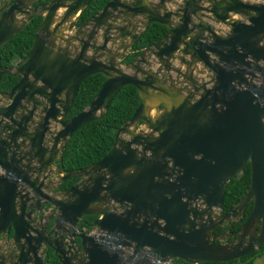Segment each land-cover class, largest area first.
<instances>
[{"label":"water","instance_id":"obj_1","mask_svg":"<svg viewBox=\"0 0 264 264\" xmlns=\"http://www.w3.org/2000/svg\"><path fill=\"white\" fill-rule=\"evenodd\" d=\"M97 1L0 0V47L42 17L30 51L0 65V78L19 77L0 93V235L12 230L18 250L9 260L47 264L45 246L60 264H199L255 252L264 243V2L104 0L79 23ZM152 22L168 32L121 63ZM96 73L99 91L68 117ZM127 85L140 102L110 150L85 167L60 165L55 182L78 180L49 194L73 133ZM247 164L249 188L224 214L228 184ZM42 202L56 207L48 233L33 215ZM251 202L236 231L214 234L241 222ZM85 216H96L89 233Z\"/></svg>","mask_w":264,"mask_h":264},{"label":"trees","instance_id":"obj_2","mask_svg":"<svg viewBox=\"0 0 264 264\" xmlns=\"http://www.w3.org/2000/svg\"><path fill=\"white\" fill-rule=\"evenodd\" d=\"M44 3L49 0H42ZM104 1L92 3L84 10L79 23L86 20L91 14L102 8ZM42 21L41 16L34 17L15 37H13L4 46L0 47V65L13 66L31 49L35 32ZM168 29L159 22L151 23L140 34L139 39L133 47V52L127 57V61L134 59L140 50L165 36ZM18 76L3 74L0 78V91L12 87L17 81ZM105 81L102 73H96L87 77L80 85L77 95L74 99L68 117L79 113L86 105L89 104L92 97L99 91ZM140 96L134 85H127L121 88L117 93L106 113L99 119L93 120L81 127L71 136L65 152L62 155V163L66 169H74L88 166L100 160L112 147L117 130L121 125L128 121L134 114ZM74 180H71V184ZM250 184V165L247 164L242 172L233 177L227 187L223 203V213L234 206L247 192ZM253 203H249L245 209L247 219L252 211ZM94 216H87L92 219ZM89 229V227H88ZM53 252V250H52ZM264 253V243L255 252L244 255L241 258L229 261H205L199 264H256L255 258ZM49 261L56 263L57 256L53 252L48 257ZM172 264H191L182 259L176 258Z\"/></svg>","mask_w":264,"mask_h":264},{"label":"flooded vegetation","instance_id":"obj_3","mask_svg":"<svg viewBox=\"0 0 264 264\" xmlns=\"http://www.w3.org/2000/svg\"><path fill=\"white\" fill-rule=\"evenodd\" d=\"M101 1V0H100ZM104 1V0H103ZM250 1H254V0H250ZM258 1H263L264 2V0H258ZM255 2H257V1H255ZM153 23V22H152ZM151 24V23H150ZM149 24V25H150ZM148 25V26H149ZM147 26V27H148ZM146 27V28H147ZM168 29V28H167ZM144 31V30H143ZM142 31V32H143ZM141 32V33H142ZM168 32V31H167ZM140 33V34H141ZM120 39L121 40H123V36H121L120 37ZM139 39V38H138ZM137 39V40H138ZM137 40H136V42H137ZM136 42L134 43V45L136 44ZM134 45L129 49V53H128V55H127V57L129 56V54L131 53V52H133V47H134ZM147 46V45H146ZM145 47V46H144ZM143 47V48H144ZM142 48V49H143ZM142 49L140 50V52L142 51ZM127 57H126V59H127ZM122 60L121 61V63H124V62H127V60ZM132 60V59H131ZM130 61V60H129ZM19 62V61H18ZM18 62H16L15 64H17ZM174 63H176V64H179V59H177V61H175ZM7 90V89H6ZM5 91V90H4ZM2 91H0V93H1ZM60 165H63V163L61 164V163H59V162H57V163H55V167L58 169V171H57V169H56V171L54 172V173H52L51 175H50V177L47 179V180H51L53 183H58V182H55L56 180H58L59 179V174H58V172L60 171V169H59V167H60ZM63 167H64V165H63ZM65 168V167H64ZM66 169V168H65ZM71 180H74L73 181V183L71 184ZM78 180V178H71V179H68V180H66V181H64V182H62V183H58L57 185H56V187H55V189H53V190H48V193L49 194H51V195H53V194H57L59 191H61V190H65V189H67V188H69V187H71L72 185H74V183L76 182ZM44 199H46V198H44ZM34 201V200H33ZM56 212V207H54L52 204H50V203H45V202H42V204H41V208L40 209H35V211L33 212V215L35 216V218H36V220H39L40 221V226L41 227H43V225H45V230L47 231V233L49 232V230L53 227V224H52V222H53V220H54V218H51V215L52 214H54ZM223 213V212H222ZM225 214V213H224ZM244 215H245V213H244ZM243 215V218H242V220H241V222H238V223H235L234 225H232V226H229V225H226L225 227H222V226H217L216 228H215V230H214V234H218V233H220L223 229H227V228H229V233H232V232H234V231H236V229L246 220V219H244V216ZM96 219V216H94L92 219H88L87 218V216H85L84 218H83V220L80 222V229L81 230H84L85 232H90L91 230H92V226H91V223L94 221ZM88 227H89V229H88ZM59 231L61 232V229H59ZM21 242L22 243H24V240H21ZM79 242H80V239L79 238H77V244H79ZM42 247H40V249H41ZM52 250H53V252L55 253V251H54V249L53 248H51V247H49V246H45V257H46V260H47V264H50L49 263V259H48V257L49 256H51L52 255ZM18 252V250H17V246H16V243H15V241H14V239H13V231L12 230H10L9 232L8 231H6V233L4 234V235H0V253L1 254H3L4 256H5V258H6V263L7 264H13L9 259L11 258V253L12 252ZM10 254V255H9ZM56 255V254H55ZM51 264H60L59 263V261H58V257H57V261H56V263H51Z\"/></svg>","mask_w":264,"mask_h":264},{"label":"rangeland","instance_id":"obj_4","mask_svg":"<svg viewBox=\"0 0 264 264\" xmlns=\"http://www.w3.org/2000/svg\"><path fill=\"white\" fill-rule=\"evenodd\" d=\"M254 1H258V0H254ZM255 262H256V264H264V253L259 255V256H257L255 258ZM49 263L51 264L52 262L49 261ZM170 264H172V262Z\"/></svg>","mask_w":264,"mask_h":264},{"label":"clouds","instance_id":"obj_5","mask_svg":"<svg viewBox=\"0 0 264 264\" xmlns=\"http://www.w3.org/2000/svg\"><path fill=\"white\" fill-rule=\"evenodd\" d=\"M240 174V173H239Z\"/></svg>","mask_w":264,"mask_h":264}]
</instances>
